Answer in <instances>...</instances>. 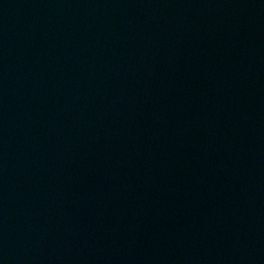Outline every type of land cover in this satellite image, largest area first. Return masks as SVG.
<instances>
[{"label": "water", "instance_id": "1", "mask_svg": "<svg viewBox=\"0 0 264 264\" xmlns=\"http://www.w3.org/2000/svg\"><path fill=\"white\" fill-rule=\"evenodd\" d=\"M0 264H264V0H0Z\"/></svg>", "mask_w": 264, "mask_h": 264}]
</instances>
